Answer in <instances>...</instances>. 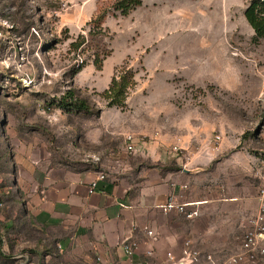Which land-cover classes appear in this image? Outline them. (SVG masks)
I'll use <instances>...</instances> for the list:
<instances>
[{"label": "rangeland", "instance_id": "1", "mask_svg": "<svg viewBox=\"0 0 264 264\" xmlns=\"http://www.w3.org/2000/svg\"><path fill=\"white\" fill-rule=\"evenodd\" d=\"M119 1L0 0V264H96L73 252L72 231L21 218L17 203L27 163L87 162L105 173L128 135L217 147L218 161L242 153L251 169L236 175L239 195L257 198L264 39L243 15L251 0H140L127 14ZM123 71L135 85L123 106H109L103 93ZM69 90L91 111L63 107ZM232 234L203 245L224 259L243 230Z\"/></svg>", "mask_w": 264, "mask_h": 264}, {"label": "crops", "instance_id": "2", "mask_svg": "<svg viewBox=\"0 0 264 264\" xmlns=\"http://www.w3.org/2000/svg\"><path fill=\"white\" fill-rule=\"evenodd\" d=\"M142 137L134 136L132 153L125 143L110 158L105 173L95 172L87 162L50 166L43 157L27 163L22 199L17 203L21 218L40 227L72 231L73 252L96 264H167L166 254L179 260L187 240L207 252L205 239L224 244L237 229L244 234L258 201L255 192L247 199L239 195L236 175L251 169L242 153L218 161L222 152L217 147L193 151L181 137ZM223 173L229 175L224 182ZM98 174L105 179L89 194ZM182 185L187 189H180ZM173 194L180 203L191 204L198 217L185 220L176 212H163L160 206ZM145 227L157 234V241L149 240ZM128 238L137 245L131 259L121 250ZM149 251L151 257L146 255Z\"/></svg>", "mask_w": 264, "mask_h": 264}, {"label": "built area", "instance_id": "3", "mask_svg": "<svg viewBox=\"0 0 264 264\" xmlns=\"http://www.w3.org/2000/svg\"><path fill=\"white\" fill-rule=\"evenodd\" d=\"M2 29L0 26V38L2 37ZM3 61V60H2ZM5 63V61H3ZM218 140L219 137H216ZM126 151L132 153L134 151L133 143L134 136L128 135L125 138ZM174 150H180L174 148ZM105 176L98 174L95 180L90 184L89 194H92L100 181H104ZM260 181L261 185L258 190L257 201L258 208L254 216L247 220L244 234L237 250L224 259H219V256L212 252H202L196 249L191 241L184 242L179 260H175L172 254H166L167 264H239V263H253L258 258L264 256V162L260 167ZM175 185L173 184L172 187ZM180 189L186 190L187 186H179ZM191 204L180 203L178 198L173 194L170 195L166 202L160 206V209L165 212H176L181 215L185 220H193L198 217V211L192 209ZM143 232L151 242L157 241V234L149 230L147 227L143 228ZM137 245L131 239H126L121 244V250L125 256L131 259L136 251ZM147 257L152 256V252L146 253Z\"/></svg>", "mask_w": 264, "mask_h": 264}, {"label": "trees", "instance_id": "4", "mask_svg": "<svg viewBox=\"0 0 264 264\" xmlns=\"http://www.w3.org/2000/svg\"><path fill=\"white\" fill-rule=\"evenodd\" d=\"M140 5V0H121L118 2L117 9H119L123 14H127L130 10ZM243 15L247 24L254 33V39H264V0H251ZM127 74V72L123 71L121 76L112 77L108 89L104 91L103 95L105 99L109 100V106H123L128 94V86L131 88V86L135 85L131 82L132 76ZM68 94L70 96L69 101L65 99ZM68 94L64 98H61V104L63 107L87 113L91 111V107L85 100H73V91L69 90Z\"/></svg>", "mask_w": 264, "mask_h": 264}, {"label": "water", "instance_id": "5", "mask_svg": "<svg viewBox=\"0 0 264 264\" xmlns=\"http://www.w3.org/2000/svg\"><path fill=\"white\" fill-rule=\"evenodd\" d=\"M185 172H190V171H185Z\"/></svg>", "mask_w": 264, "mask_h": 264}]
</instances>
